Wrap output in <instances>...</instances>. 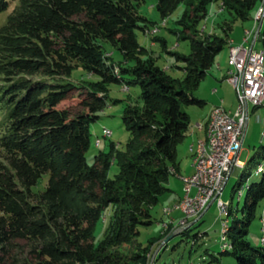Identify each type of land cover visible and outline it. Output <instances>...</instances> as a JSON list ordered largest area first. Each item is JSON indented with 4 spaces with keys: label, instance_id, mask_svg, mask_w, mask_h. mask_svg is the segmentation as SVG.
<instances>
[{
    "label": "trees",
    "instance_id": "trees-1",
    "mask_svg": "<svg viewBox=\"0 0 264 264\" xmlns=\"http://www.w3.org/2000/svg\"><path fill=\"white\" fill-rule=\"evenodd\" d=\"M10 1L0 0V12ZM16 1L0 24V261L24 240L30 246L26 264H147L153 240L141 245L137 237L140 226L154 222L151 207L171 170H178L177 144L190 124L183 105L205 103L194 90L227 43L225 36L199 33L213 0H157L163 18L185 3L178 23L189 31L190 50L175 53L184 62L182 77L157 64L138 41L136 29L147 18L139 12L141 0ZM257 1L220 3L247 18ZM109 48L128 64L114 60ZM76 67L99 80L82 85L81 109L72 112L62 102L81 89L67 78ZM112 82L138 84L141 106L122 114L130 131L124 148L111 141L89 163L90 122L105 106L101 92ZM256 155L264 158V144ZM112 163L118 170L110 176ZM256 172L260 178L248 183L227 229V252L237 264H264V245L246 238L264 198V169ZM108 205L113 211L95 244L93 230ZM134 242L139 247L129 255L117 249Z\"/></svg>",
    "mask_w": 264,
    "mask_h": 264
},
{
    "label": "rangeland",
    "instance_id": "rangeland-1",
    "mask_svg": "<svg viewBox=\"0 0 264 264\" xmlns=\"http://www.w3.org/2000/svg\"><path fill=\"white\" fill-rule=\"evenodd\" d=\"M16 2V0H11L9 7L0 12V24ZM261 2L263 3L264 0L257 1L251 9L249 17L240 18L225 10L220 0H213L208 4L207 14L198 25L199 33L205 34L206 32L225 36L227 40L229 37L239 40L244 28L252 27V18L258 7L262 5ZM156 3L157 0H141L138 9L147 18L140 22L141 27L136 29L137 39L151 50L150 53L156 57L157 64L161 65L173 76L182 77L185 72L183 69L184 62L178 59L175 53H188L190 50L189 39L186 38L190 35L189 31L184 30L182 25L178 23V20L183 15L185 3L180 2L165 18L159 14ZM253 11L254 13L252 14ZM228 23L231 24V27L229 33L225 34L229 26ZM260 34L262 35V31ZM258 45H261V42H258ZM247 47L249 48L250 46ZM111 53L114 60H119L120 64H128L122 58V54L118 49L109 48L107 54ZM228 56L229 44L228 46L225 44L217 53L214 63L208 69L206 76L194 90L195 95L205 99L206 103L201 106L194 104L183 105L190 116V128L194 125L197 127V121L203 120L209 111V106L217 103L221 97L225 99V105L231 109L236 105L237 107H243L237 96L236 89L231 84L225 83L227 85L225 88L217 86L216 81H220L221 76L228 70ZM217 63H219V67ZM67 78L81 88L75 89L73 96L62 102V105L68 106L74 112L81 109V105L77 103V95L86 90L82 85L88 86L92 81L99 80V77L85 71L81 67H76ZM214 85L217 86L216 92L212 91ZM139 93L140 87L138 84L130 83L129 87L120 82L105 84V91L101 92V95L106 97V104L103 109L97 112L98 117L90 122L91 140L86 152L89 163L93 161L94 154L99 150H108L111 141H113L117 149L124 148L126 141L130 137V131L126 129L123 123L122 114L127 108L141 106ZM255 107L253 110V106L249 105L242 148L238 154V158L241 160L240 164H242L241 169L239 168L238 171L230 173L220 195L225 209L218 207L217 201L212 199L213 201L203 210L205 212L201 213L202 215L189 214L185 216L183 211L175 208L180 198L173 203H168L163 200L162 195L165 192L161 193L158 201L151 207V213L155 219L154 222L140 226V233L137 237V241L141 245H146L149 240H153L150 249L147 251V264H237L235 257L227 252L232 247L227 229L231 219L239 214L238 209L242 206L248 183L258 180L261 176V172H256V170L261 171L264 169V158L256 155L258 147L264 144V137H262L264 135V112L261 110L262 106ZM202 138H205V136ZM189 141V137L185 136L177 144L176 157L179 163V172L183 174H187L190 171L191 160L193 161L190 155ZM117 170L116 163H112L108 174L113 176ZM171 171L172 174L169 178L173 179L174 182L178 179L176 175L183 176V174H178V170L175 171L174 168ZM243 172L248 173V177L245 174L240 177ZM43 178L47 179L46 173ZM40 187L41 184H38L35 189ZM178 189L173 188L174 191ZM194 191L195 188H192V193ZM166 207L171 209L168 213L164 212ZM112 211V205L106 206L100 219L96 222L93 230V241L95 244L104 235ZM178 211L182 215L173 222L170 215H174ZM163 214L168 215L170 219L166 218L163 221H158ZM182 218L185 219L183 222H181ZM171 233H173L172 237L165 241V238ZM246 238L254 245H264V198L260 200L257 206L255 217L249 225ZM137 247L139 245L134 242L120 245L117 249L120 253L129 255L138 249ZM29 248V244L24 240H19L18 245L3 256L0 264H26L30 258L28 255Z\"/></svg>",
    "mask_w": 264,
    "mask_h": 264
},
{
    "label": "built area",
    "instance_id": "built-area-1",
    "mask_svg": "<svg viewBox=\"0 0 264 264\" xmlns=\"http://www.w3.org/2000/svg\"><path fill=\"white\" fill-rule=\"evenodd\" d=\"M263 16L264 7H260L253 17L255 25L263 20ZM243 40L246 41L247 36ZM231 45H234V54L228 62L226 79L233 87L242 88L243 107L235 106L233 110H229L216 104L217 117L213 126L212 148L203 150L202 141L196 143V147H201L200 159H194L188 177L179 176L183 193L182 199L177 202H184L185 216L201 214L213 200L222 209L220 195L230 173L240 161L238 154L242 148L249 105H263L264 50L250 49L243 42ZM236 75H243V82H236ZM197 127L199 128V123ZM192 188H195L193 193ZM169 210L170 208H164L165 213ZM183 220L185 219L182 218L181 222Z\"/></svg>",
    "mask_w": 264,
    "mask_h": 264
},
{
    "label": "crops",
    "instance_id": "crops-1",
    "mask_svg": "<svg viewBox=\"0 0 264 264\" xmlns=\"http://www.w3.org/2000/svg\"><path fill=\"white\" fill-rule=\"evenodd\" d=\"M261 6L262 5H260L258 7V10H259V8ZM258 10L256 11V13L258 12ZM253 13H254V11L252 12V14ZM252 14H251V16H252ZM252 20H253V18H252ZM257 24L255 25L254 20H253L252 27L251 28H244V31L242 33V36H241V38L239 40L238 39H234L233 37H229L228 40H227V43H226L227 46L229 44V48H230V45L232 43H240V42H243L244 45H246V46H250L251 44H253V48L263 49L264 50V19L261 21V26H260L258 32H256ZM261 31H262V35L260 34ZM244 36H247V40L246 41L243 40ZM260 36H261V39H260ZM258 42H261V45H258ZM228 60H229V56H228ZM263 65H264V62H263ZM217 66L219 67V63H217ZM226 74H227V72H225L224 75L221 76L220 81H216L217 82V86H222L223 88H225L227 86V85H225V83L226 84H231L226 79V77H225ZM217 86L214 85L212 87V91L216 92L217 91ZM205 103H206V100H205ZM263 103H264V98H263ZM216 104H221L223 107H225L226 109H229V110H233L235 108L234 107L233 109H231L230 107H227L225 105V99L221 97L220 100L217 103L211 104L209 106V111H208L207 115L204 117V119L203 120H200V121H197V123H199L200 126H201L200 129L197 128V127H195V125L193 127L191 126V128H190V124H189V127H188V129H187V131L185 133V136H188L189 139H190V141H189L190 143L188 145H189L190 155L192 156V159H193L194 152L196 150V143H198L199 140H205V139H207V127L206 126H207V123L209 121L210 114H211L213 108L216 106ZM261 106H262L261 107V110L264 112V104L261 105ZM255 108L256 107L253 106V110ZM204 136H205V138H202ZM191 163H192L190 165L191 169H190L189 172H187V174L180 173L179 172V166H178V174H183V176L189 175L191 173L192 167H193V161L192 160H191ZM176 176L178 178L176 182H174V180L173 179H170V178L167 180V182H166L167 188L163 191V192H165L164 195H162L163 196V200L166 201V202H168V203H173L174 201L178 200L179 198H180L179 200H181V198H182V182H181V179H180L179 175H176ZM178 187H179V189H178ZM180 187H181V189H180ZM173 188H176L178 190L177 191H174ZM204 212L205 211H203L202 214ZM181 215H182V213L178 211L174 215H170V217H171L172 221L175 222L177 219H179V217ZM170 217H168V215L163 214L160 217V220H158V221H163L166 218H169L170 219Z\"/></svg>",
    "mask_w": 264,
    "mask_h": 264
},
{
    "label": "bare ground",
    "instance_id": "bare-ground-1",
    "mask_svg": "<svg viewBox=\"0 0 264 264\" xmlns=\"http://www.w3.org/2000/svg\"><path fill=\"white\" fill-rule=\"evenodd\" d=\"M263 3H262V6L261 7H264ZM263 18H264V16H263ZM229 50L230 51H229V60H228V62H230L231 59H232V57H233V54H234V45H230ZM236 82H243V75H236ZM234 88L236 89V93H237V96H238L240 102L243 104V98H241L242 97V88L241 87H234ZM216 117H217V106H215L213 108V110H212V112L210 114L209 121H208L207 126H206L207 127V139H205V140H199V142H198V143H200V141H202V143H203V150H210L212 148V142L214 140V128H213V126L216 124ZM200 127L201 126L199 124V128ZM200 157H201V147H196V150H195L194 155H193V161H194V159H200ZM240 163H241V160L234 167V169H233L232 172H235L236 170L238 171V169L242 166V164H240ZM188 176L189 175L182 176V177H188ZM175 208L177 210L184 211V202H178L175 205ZM222 209L223 210L225 209V205L223 204V202H222Z\"/></svg>",
    "mask_w": 264,
    "mask_h": 264
},
{
    "label": "water",
    "instance_id": "water-1",
    "mask_svg": "<svg viewBox=\"0 0 264 264\" xmlns=\"http://www.w3.org/2000/svg\"><path fill=\"white\" fill-rule=\"evenodd\" d=\"M260 26H261V21H260V22L258 23V25H257L256 32L259 31ZM252 46H253V44H251L249 48L251 49ZM172 235H173V233H171L170 235H168V236L165 238V241H168V240L172 237Z\"/></svg>",
    "mask_w": 264,
    "mask_h": 264
}]
</instances>
